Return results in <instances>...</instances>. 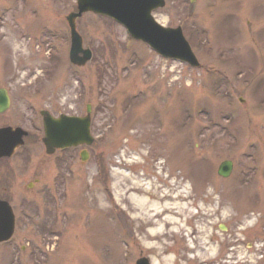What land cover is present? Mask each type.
<instances>
[{
    "label": "rangeland",
    "instance_id": "1",
    "mask_svg": "<svg viewBox=\"0 0 264 264\" xmlns=\"http://www.w3.org/2000/svg\"><path fill=\"white\" fill-rule=\"evenodd\" d=\"M164 1L154 20L181 28L200 69L92 12L75 22L91 59L72 64L75 0H0V88L11 99L0 128L29 133L0 158V201L14 215L0 264H264V0ZM88 109L92 144L47 156L40 111ZM224 160L228 178L217 175ZM136 182L181 192L156 202L186 213L144 218L126 190Z\"/></svg>",
    "mask_w": 264,
    "mask_h": 264
},
{
    "label": "water",
    "instance_id": "2",
    "mask_svg": "<svg viewBox=\"0 0 264 264\" xmlns=\"http://www.w3.org/2000/svg\"><path fill=\"white\" fill-rule=\"evenodd\" d=\"M77 12L66 16L71 36L69 60L72 64L84 65L91 59V51L84 49L82 38L76 30V19L82 14L92 12L109 17L122 25L136 40L147 44L152 50L164 58L187 63L191 67H199L190 45L185 40L180 27L165 28L153 19L151 13L164 7V0H75ZM194 2L195 0H190ZM81 54V56H80ZM242 102V100L240 99ZM10 105L8 93L0 88V114ZM44 138L42 142L46 154L54 153L56 149L91 145L93 138L90 135V111L84 117L60 115L52 118L48 112L41 111ZM27 135L20 128L0 129V158L11 157L15 150L23 145V137ZM81 160L86 161V151L80 153ZM232 171V162L223 161L217 174L229 177ZM14 231V215L9 204L0 201V243L8 241ZM135 264H150L147 258L141 257Z\"/></svg>",
    "mask_w": 264,
    "mask_h": 264
},
{
    "label": "bare ground",
    "instance_id": "3",
    "mask_svg": "<svg viewBox=\"0 0 264 264\" xmlns=\"http://www.w3.org/2000/svg\"><path fill=\"white\" fill-rule=\"evenodd\" d=\"M126 190L131 192V199L134 201L135 203H137L138 206V210L140 215L147 217L149 221H151V217L149 218V214L150 212H153V216L154 217H159L160 215H162L163 213H167L168 216H166V218L163 219V223H171L172 219H170L171 215H174V212L177 211V215L178 214H185V206H180L178 203H174V204H165L162 207H158V204L156 201H160L163 200L166 197H171L169 196L167 193L165 192H160L161 195L156 194V192H151L149 190H144L141 185L139 184V182L136 183H132L130 184L128 187H126ZM138 195H140L138 197ZM182 193L181 192H177L172 198V201L175 202L176 200H182ZM150 198L155 199L154 202L150 201ZM189 217H193L191 213H188ZM152 216V215H150ZM192 233H195L194 230H192Z\"/></svg>",
    "mask_w": 264,
    "mask_h": 264
}]
</instances>
